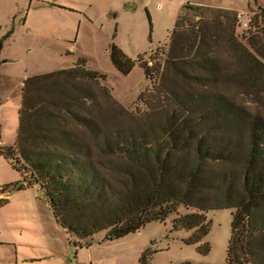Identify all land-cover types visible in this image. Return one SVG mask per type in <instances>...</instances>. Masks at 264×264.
<instances>
[{"label": "trees", "instance_id": "1", "mask_svg": "<svg viewBox=\"0 0 264 264\" xmlns=\"http://www.w3.org/2000/svg\"><path fill=\"white\" fill-rule=\"evenodd\" d=\"M239 24L237 12L186 4L168 49L140 59L151 80L143 109L125 108L86 59L27 78L17 141L0 148L24 178L12 188L40 186L58 223L87 246L181 206L197 213L174 228L205 236V213L232 209L229 264H264V115L233 96L264 92V8L246 34ZM110 55L131 73L135 63L114 44Z\"/></svg>", "mask_w": 264, "mask_h": 264}, {"label": "rangeland", "instance_id": "2", "mask_svg": "<svg viewBox=\"0 0 264 264\" xmlns=\"http://www.w3.org/2000/svg\"><path fill=\"white\" fill-rule=\"evenodd\" d=\"M225 1L243 13L250 11L249 1L257 10L264 6V0ZM190 2L0 0V148L14 147L17 141L26 79L73 68L81 59L106 77L105 85L125 108L143 109L141 96L151 80L140 59L149 61L158 49L160 54L168 49L170 33ZM258 12L243 16L252 20ZM239 25L238 35L250 30ZM112 44L135 63L130 74L123 75L113 64ZM159 60L163 62L162 55ZM234 95L249 110L264 115V92ZM23 180L0 158V190L10 188L8 203L0 206V264H18L17 250L20 264H142L144 254L150 264H229L232 209L206 212L209 232L205 236L197 229L174 228L180 215L197 213L181 206L179 214L119 240H108L107 231L97 233L87 246L58 223L40 186L12 188Z\"/></svg>", "mask_w": 264, "mask_h": 264}, {"label": "crops", "instance_id": "3", "mask_svg": "<svg viewBox=\"0 0 264 264\" xmlns=\"http://www.w3.org/2000/svg\"><path fill=\"white\" fill-rule=\"evenodd\" d=\"M190 3L192 5H196V6H204V7H212V8H220V9H225V10H231V11L237 12L238 14H241V15H248V14L254 13V11H260L262 8H264V6H263V7H260L259 10H257V9H255L253 7L252 1H249L250 11L247 12V13H243V12H239L238 11L239 9L236 8V7H233V5H231L230 3L227 4L225 0H191ZM257 4L260 5L259 1H257ZM58 8H60L61 10H66L65 8H62V7H58ZM58 8H56V9H58ZM0 158L5 159L3 156H0ZM29 189H32V188H29ZM9 191H10V188L8 190H6V191H3V190L1 191L0 190V206L1 207L5 206L8 203L9 197H6V193H9ZM17 254H18V259H19L18 260V264H20V262H19L20 261L19 250H17Z\"/></svg>", "mask_w": 264, "mask_h": 264}, {"label": "built area", "instance_id": "4", "mask_svg": "<svg viewBox=\"0 0 264 264\" xmlns=\"http://www.w3.org/2000/svg\"><path fill=\"white\" fill-rule=\"evenodd\" d=\"M240 23L245 27L248 28L251 24V19L244 17L243 15L239 16Z\"/></svg>", "mask_w": 264, "mask_h": 264}]
</instances>
